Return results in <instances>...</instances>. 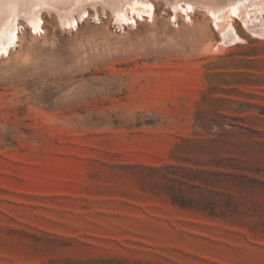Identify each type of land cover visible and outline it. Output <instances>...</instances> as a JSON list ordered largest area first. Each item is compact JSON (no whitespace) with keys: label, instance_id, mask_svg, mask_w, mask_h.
Instances as JSON below:
<instances>
[{"label":"rangeland","instance_id":"1","mask_svg":"<svg viewBox=\"0 0 264 264\" xmlns=\"http://www.w3.org/2000/svg\"><path fill=\"white\" fill-rule=\"evenodd\" d=\"M151 1L153 20L19 19L0 54V264H264V11L233 14L229 39Z\"/></svg>","mask_w":264,"mask_h":264},{"label":"bare ground","instance_id":"2","mask_svg":"<svg viewBox=\"0 0 264 264\" xmlns=\"http://www.w3.org/2000/svg\"><path fill=\"white\" fill-rule=\"evenodd\" d=\"M164 2L172 10L182 12L189 18L192 12L207 15L223 29L229 39L233 37V33L228 30V23L232 20L233 14L247 16L249 9L256 10L255 12L264 11V0H164ZM234 2L236 3L232 4ZM253 3L259 6L249 7ZM97 4L103 13L109 8L118 24L128 20L135 22L137 18L149 17L152 20L155 18L153 10L155 4L151 0H44L42 3H9L0 8V54L8 52L16 37L20 41L21 35L16 33L20 25L19 19L24 20L33 33H36L43 28L41 11L44 10L48 16L55 13L58 24L63 29L72 28L77 25L78 20L88 14L87 6L95 10ZM249 24L253 28L259 27L253 19Z\"/></svg>","mask_w":264,"mask_h":264}]
</instances>
